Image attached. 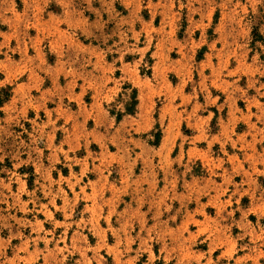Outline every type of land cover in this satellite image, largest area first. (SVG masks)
Masks as SVG:
<instances>
[{
  "label": "rangeland",
  "instance_id": "374dc122",
  "mask_svg": "<svg viewBox=\"0 0 264 264\" xmlns=\"http://www.w3.org/2000/svg\"><path fill=\"white\" fill-rule=\"evenodd\" d=\"M4 91L0 264H264V0H0Z\"/></svg>",
  "mask_w": 264,
  "mask_h": 264
},
{
  "label": "trees",
  "instance_id": "16d2710c",
  "mask_svg": "<svg viewBox=\"0 0 264 264\" xmlns=\"http://www.w3.org/2000/svg\"><path fill=\"white\" fill-rule=\"evenodd\" d=\"M5 94L0 95V106L3 105L6 101H8V98L10 96L9 92L4 91ZM138 105V96H137V91L132 90V94L130 95V101L126 103V114L132 115L135 113L136 107ZM123 115L122 112H117V116L119 119Z\"/></svg>",
  "mask_w": 264,
  "mask_h": 264
}]
</instances>
